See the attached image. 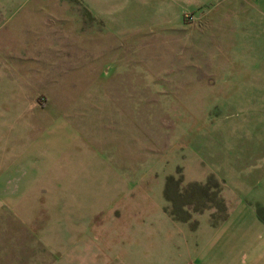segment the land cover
I'll list each match as a JSON object with an SVG mask.
<instances>
[{"label": "rangeland", "instance_id": "1", "mask_svg": "<svg viewBox=\"0 0 264 264\" xmlns=\"http://www.w3.org/2000/svg\"><path fill=\"white\" fill-rule=\"evenodd\" d=\"M57 123L84 139L115 131L109 147L136 155L120 188L65 160L72 210L103 208L92 217L111 223L114 264H227L221 254L253 239V225L264 240V0H0V160L7 134L38 140L49 125L46 150ZM67 133L58 157L90 155L114 173L96 138ZM135 192L146 213L131 202L128 218L119 205ZM237 219L250 230L224 228ZM1 221L0 264H65Z\"/></svg>", "mask_w": 264, "mask_h": 264}, {"label": "crops", "instance_id": "2", "mask_svg": "<svg viewBox=\"0 0 264 264\" xmlns=\"http://www.w3.org/2000/svg\"><path fill=\"white\" fill-rule=\"evenodd\" d=\"M49 125L41 124V128L35 134L38 136V140L30 139L29 137V140H27L25 138L27 134H19V137L16 139L13 134H7L5 140L2 142L0 160V212L2 215V231L4 233L5 231L9 232L8 229L10 228L11 235L13 233L16 234V241L18 243H45L48 244L49 251L52 253H55V250L63 251L61 257L64 259L65 264H114L116 262V251L112 250V244L115 242V237H110L109 235L113 234L111 223L101 222L100 225L95 224L92 217L100 213L103 208H96L85 219H78L76 212L72 210L69 199V196H71L70 191L75 190L76 193L78 191L74 186H70V182L72 179L74 180V176H70L68 168L71 167L66 165L65 160L68 159L72 163H77L74 169L78 173H84L83 170L86 169L87 166L85 164H87L88 169H91L90 172L98 176L109 178L111 175L112 178L115 177L116 184L112 183V187L117 186V188H120L124 184L131 186V180L134 175L136 176V171H133L136 167L134 165L131 166L133 162L132 158L135 159L136 155L132 156L130 152L123 154L128 145H124L125 147L122 152V146L120 147L119 144L118 150L115 147L113 149L109 147L112 146V141L116 140L117 133L115 131H112V134L107 132L96 133L93 129L86 128L85 132L93 131V133L89 132L87 136L84 135L88 137L84 139L77 132L78 129H75L68 123H57L54 127H50L51 130L48 131L45 140L47 149L43 150L39 145L42 135L38 134H41ZM68 130H72L74 133L73 138L77 135L80 139H84L87 144L89 138H96V145L99 148L93 146L92 148L109 153L107 156H109L110 168L115 169L113 171L114 173L110 174V172H106L104 170L105 167L99 168V160L90 155H78L73 159L62 157V154H60L61 157H58L59 155L56 154L57 143L58 141H68L71 138V135L67 133ZM98 130L96 129L95 131ZM108 134L111 137H108ZM118 137L120 138V134H118ZM80 139L74 141L77 142ZM16 140H18V144L15 143ZM106 142L107 144H105ZM67 145L65 144L63 146L62 151L64 149L66 150ZM84 145L79 144L78 149L81 151L85 148ZM110 168L108 167V170ZM121 179L123 181L122 183L120 181ZM143 194V192H140V194L135 192L133 195L131 193L121 194L125 196L131 195L133 197L132 199H125L124 203L119 205L123 212H126L128 218L130 217L128 205L131 202L136 206L133 208L135 216L139 214V208L141 209L142 216L143 213H146L137 204L139 201L137 196L145 200L146 197ZM163 213L167 215L164 210ZM238 220L231 221L224 228H234L235 231H240V233H246L250 230L249 224L242 221L238 225ZM105 227L110 228L105 229ZM237 227L240 228L236 229ZM224 228L218 232H207V235L212 239L218 233L222 232ZM255 229L256 226L253 225V239L248 236L240 241L234 250H229V247L227 250L225 249L221 256H223L227 264H264V240L256 241L257 235H255ZM98 236L103 237L102 245H95V243H98ZM144 237L147 238V234ZM227 244H231L230 241ZM207 245L208 241L199 250L198 258L201 250ZM30 246L31 248L29 249L32 250L33 245ZM244 250L248 255L253 254L254 256L242 255L241 253ZM51 257L54 261L49 264H58L55 255L52 254L49 258ZM132 257L130 256L129 258ZM104 258L105 260L108 259L109 263H105ZM245 259L250 261L246 262ZM204 264L207 263L205 262ZM209 264H211L210 261Z\"/></svg>", "mask_w": 264, "mask_h": 264}, {"label": "trees", "instance_id": "3", "mask_svg": "<svg viewBox=\"0 0 264 264\" xmlns=\"http://www.w3.org/2000/svg\"><path fill=\"white\" fill-rule=\"evenodd\" d=\"M168 182H169V180H168ZM167 185H168V183H167ZM165 211H166V210H165ZM170 217H172V218H173V215H171V214H170ZM174 219H176V218L174 217Z\"/></svg>", "mask_w": 264, "mask_h": 264}]
</instances>
